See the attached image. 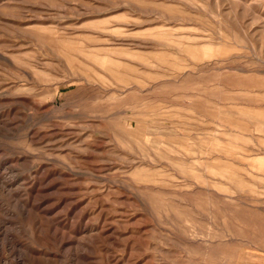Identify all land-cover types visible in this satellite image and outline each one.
<instances>
[{
    "label": "rangeland",
    "instance_id": "rangeland-1",
    "mask_svg": "<svg viewBox=\"0 0 264 264\" xmlns=\"http://www.w3.org/2000/svg\"><path fill=\"white\" fill-rule=\"evenodd\" d=\"M0 264H264V0H0Z\"/></svg>",
    "mask_w": 264,
    "mask_h": 264
}]
</instances>
